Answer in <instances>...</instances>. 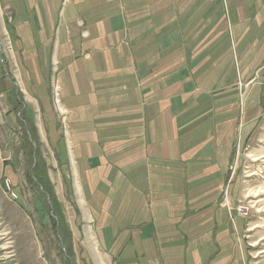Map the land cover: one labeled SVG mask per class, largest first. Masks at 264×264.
<instances>
[{"label": "crops", "instance_id": "obj_1", "mask_svg": "<svg viewBox=\"0 0 264 264\" xmlns=\"http://www.w3.org/2000/svg\"><path fill=\"white\" fill-rule=\"evenodd\" d=\"M263 66L264 0H0V121H30L79 264H247Z\"/></svg>", "mask_w": 264, "mask_h": 264}, {"label": "rangeland", "instance_id": "obj_2", "mask_svg": "<svg viewBox=\"0 0 264 264\" xmlns=\"http://www.w3.org/2000/svg\"><path fill=\"white\" fill-rule=\"evenodd\" d=\"M3 47L9 61L13 53L11 43L6 39ZM263 69L264 66L258 78L264 83ZM53 90L58 112L62 114L57 83ZM261 109L253 130L237 147L233 166L238 181V203L227 205L239 215L241 206L249 209L248 215H241L246 223L247 264H264V91ZM0 110L4 113L3 107ZM12 124L20 133L12 129ZM29 129L32 130L30 121L27 123L22 116L13 123L0 121V264H79L67 251L72 248L73 255L74 247L65 236L69 225L65 209H61L64 219L59 221L48 195L45 193V198L40 195L43 187L29 183L27 175L30 165H36L38 147ZM27 140L34 145L35 152L24 151ZM11 189L17 199L12 198Z\"/></svg>", "mask_w": 264, "mask_h": 264}, {"label": "trees", "instance_id": "obj_3", "mask_svg": "<svg viewBox=\"0 0 264 264\" xmlns=\"http://www.w3.org/2000/svg\"><path fill=\"white\" fill-rule=\"evenodd\" d=\"M29 131H30V136L33 137V140H36L35 139V132L33 130H31V129H29ZM24 147H25L24 151L26 153H27V151L30 152V150L32 152H35L34 145H32V143H29L28 140L26 141V144H25ZM38 151H39V149L37 147L36 153H35V157L37 159L36 165L34 167H32L33 166L32 164L30 165V169H29L30 173L27 175L28 176V180H29V183L33 185V187H38V186L43 187V189L40 192V195L42 197H44V198L46 196L45 193L47 195H49L51 201L53 202L54 212H55L56 215L59 216V221H61V219H64L63 218L64 216L61 213V209H62L61 208V203L57 200L55 192H54V189H53V187H51V182L48 180V178L46 176V174H47L45 172L46 163H45V160H43L41 158L40 153ZM65 222H66V217H65ZM65 236H66L67 239H71V237H72V234H71V231H70L69 227H67V229H66ZM67 251H68L69 256L72 257V255H71L72 248H71V251H70L69 248H68Z\"/></svg>", "mask_w": 264, "mask_h": 264}, {"label": "built area", "instance_id": "obj_4", "mask_svg": "<svg viewBox=\"0 0 264 264\" xmlns=\"http://www.w3.org/2000/svg\"><path fill=\"white\" fill-rule=\"evenodd\" d=\"M9 51H11V47H9ZM6 59H8L9 55H6L5 56ZM57 88V87H56ZM59 96V95H58ZM59 100V98H58ZM64 119V122H65V117L63 118ZM232 169H235V166H231ZM11 196L13 199H17V194L11 189ZM239 213L243 216L245 215H248L249 214V209L248 208H245L244 206H241L239 209H238Z\"/></svg>", "mask_w": 264, "mask_h": 264}, {"label": "water", "instance_id": "obj_5", "mask_svg": "<svg viewBox=\"0 0 264 264\" xmlns=\"http://www.w3.org/2000/svg\"><path fill=\"white\" fill-rule=\"evenodd\" d=\"M261 75L264 77V69L261 71ZM48 199H49L50 203L52 204V201L50 200L49 195H48Z\"/></svg>", "mask_w": 264, "mask_h": 264}]
</instances>
